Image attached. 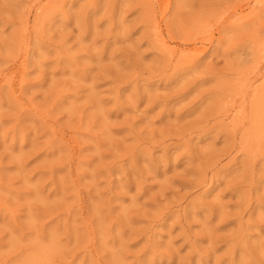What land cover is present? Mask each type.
<instances>
[{
    "label": "rangeland",
    "instance_id": "obj_1",
    "mask_svg": "<svg viewBox=\"0 0 264 264\" xmlns=\"http://www.w3.org/2000/svg\"><path fill=\"white\" fill-rule=\"evenodd\" d=\"M0 264H264V0H0Z\"/></svg>",
    "mask_w": 264,
    "mask_h": 264
}]
</instances>
